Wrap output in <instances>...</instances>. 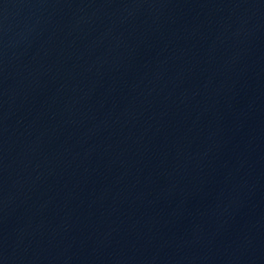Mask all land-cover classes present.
Returning <instances> with one entry per match:
<instances>
[{
    "label": "water",
    "instance_id": "1",
    "mask_svg": "<svg viewBox=\"0 0 264 264\" xmlns=\"http://www.w3.org/2000/svg\"><path fill=\"white\" fill-rule=\"evenodd\" d=\"M0 264H264V0H0Z\"/></svg>",
    "mask_w": 264,
    "mask_h": 264
}]
</instances>
